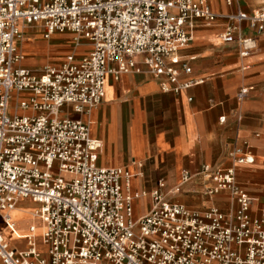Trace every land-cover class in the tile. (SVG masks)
Masks as SVG:
<instances>
[{
	"label": "built area",
	"instance_id": "obj_1",
	"mask_svg": "<svg viewBox=\"0 0 264 264\" xmlns=\"http://www.w3.org/2000/svg\"><path fill=\"white\" fill-rule=\"evenodd\" d=\"M210 1L0 0V219L20 236L12 212L21 199L38 203L32 217L41 223L43 248L35 224L19 237L24 248L0 230V264H264V206L252 215L255 199L235 173L254 163L250 151L232 150V166L184 170L171 190L160 180L149 193L133 192L136 174L99 165L102 142L92 137L89 120L72 114L89 115L101 105L109 75L146 72L165 92L190 87L179 80L177 54L200 25L227 19L220 41L248 57L264 33V0L234 13L214 12ZM27 29L47 40L69 33L76 46L89 43V51L28 67L20 47ZM181 69L191 73L186 64ZM195 178L204 181L205 195L227 191L238 208L201 211L169 198ZM143 196L151 208L134 219V201Z\"/></svg>",
	"mask_w": 264,
	"mask_h": 264
},
{
	"label": "crops",
	"instance_id": "obj_2",
	"mask_svg": "<svg viewBox=\"0 0 264 264\" xmlns=\"http://www.w3.org/2000/svg\"><path fill=\"white\" fill-rule=\"evenodd\" d=\"M260 1L256 4L252 0L245 9L238 0L233 5H228L227 0H211L210 5L217 13H234L239 7L250 12ZM227 23V19H219L209 26L200 25L194 41L179 50V80L191 82L190 87L178 93L165 92L159 80L146 72L123 74L118 80L109 75L101 105L89 115L72 114L89 120L92 137L102 142L99 165L127 167L136 174L131 181L133 192L149 193L160 180H164L166 191L171 190L181 184L184 170L195 173L204 164L232 166V150L250 151L254 163L238 165L235 173L240 186L255 199L251 213L257 215L264 206V33L257 37L256 49L242 58L235 44L219 39ZM36 32L40 38L33 39V46L25 44L24 52L30 62L25 64V57L24 65L41 69L58 54L65 57L71 53L62 56L64 38H72L71 34H55L47 40ZM85 42L80 43L87 46L85 49L75 47L77 56L88 53L90 46ZM182 64L188 65L191 73H185ZM243 87L250 89L240 95ZM221 117L224 122H220ZM203 186L204 181L195 178L169 198L201 211L210 207L223 212L238 208L227 191L210 198L204 194ZM38 207L31 199L18 202L12 216L17 212L27 216L22 226L13 219L20 236L0 222L1 232L12 244L24 248L19 237L32 224L41 230L40 221L29 214ZM150 208L149 196L135 200V218Z\"/></svg>",
	"mask_w": 264,
	"mask_h": 264
},
{
	"label": "rangeland",
	"instance_id": "obj_3",
	"mask_svg": "<svg viewBox=\"0 0 264 264\" xmlns=\"http://www.w3.org/2000/svg\"><path fill=\"white\" fill-rule=\"evenodd\" d=\"M239 1V3H240V5H241V7L242 8H244L245 9V4H251V2H252V0H248L247 1V3H242L240 0H238ZM255 1V3L257 4L258 3V1H260V0H253V2ZM237 2V1H236ZM255 4V5H256ZM30 30H32V31H29V29H27V31H26V33H25V35H24V39L22 40V42H23V44H22V51L24 52L25 51V44H28V46L29 45H32V42L34 41L33 39L35 38V37H37L38 39L40 38V36L37 34V30L36 29H30ZM22 42H20V46H21V43ZM82 42H84V41H82ZM81 42V43H82ZM86 43V42H85ZM63 44H64V53L62 54V56H64V55H66L67 53H69V52H74V49H75V47H76V44H74V41H73V39L71 38V37H69L68 36V38H64V41H63ZM33 46V45H32ZM80 49H85L87 46H85V45H77ZM24 54H25V52H24ZM25 57L27 58V59H25L26 61H25V64H27V63H29L30 62V60L28 59V58H30V56L29 57H27L26 55H25ZM53 58V57H52ZM51 58V59H52ZM63 58H65V57H61V56H59V54H58V56H55L54 57V59H53V61H51L50 63H48L47 65H53V64H56V63H59V61H61V59H63ZM62 63V62H61ZM43 68V67H42ZM41 68V69H42ZM142 206H143V204L142 203H140V207L142 208ZM30 215H32V212H30L29 213ZM13 218H15L14 220L18 223V224H20L21 226L24 224V223H26V221H27V216L25 215V214H23V213H20V212H17V213H15V214H13ZM2 220L0 219V222H1ZM3 223V222H2ZM23 234V233H22ZM40 234H41V230L39 229L38 231H37V239H38V243H39V248L42 250V247L40 246ZM20 235H21V233H20ZM13 243V242H12ZM19 243H20V245L21 246H24L25 245V242L22 240V239H20L19 240Z\"/></svg>",
	"mask_w": 264,
	"mask_h": 264
},
{
	"label": "bare ground",
	"instance_id": "obj_4",
	"mask_svg": "<svg viewBox=\"0 0 264 264\" xmlns=\"http://www.w3.org/2000/svg\"><path fill=\"white\" fill-rule=\"evenodd\" d=\"M78 45H80V44H78ZM23 53H24V52H23ZM24 61H25V60H23V63H24ZM28 213H29V212H28ZM134 219H136L135 216H134Z\"/></svg>",
	"mask_w": 264,
	"mask_h": 264
}]
</instances>
